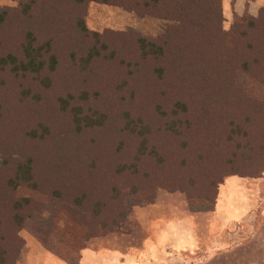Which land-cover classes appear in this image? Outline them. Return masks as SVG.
Masks as SVG:
<instances>
[{
	"label": "rangeland",
	"instance_id": "obj_1",
	"mask_svg": "<svg viewBox=\"0 0 264 264\" xmlns=\"http://www.w3.org/2000/svg\"><path fill=\"white\" fill-rule=\"evenodd\" d=\"M144 1L0 0V56L21 59L29 42L56 59L37 73L0 68V264H23L32 245L64 264L52 249L143 234L137 214L153 204L192 212L205 234L199 212L229 176L253 211L220 246L166 264H264V53L251 41L262 36L234 26L260 6L217 0L219 24L193 37Z\"/></svg>",
	"mask_w": 264,
	"mask_h": 264
},
{
	"label": "crops",
	"instance_id": "obj_2",
	"mask_svg": "<svg viewBox=\"0 0 264 264\" xmlns=\"http://www.w3.org/2000/svg\"><path fill=\"white\" fill-rule=\"evenodd\" d=\"M258 2L264 0H255L257 8L264 4ZM232 188L241 194L238 200H235V195L230 197L229 190ZM249 192L242 178L229 176L223 179L217 186L209 209L199 212V217L204 220L205 234L198 233L199 223L192 212H179V215L167 217L165 209L153 204L149 212L139 211L137 214L142 218L138 226L143 234H105L100 240H89L79 249L77 264H166L169 255L175 259V255L182 252L196 253L197 249L208 251L220 246L224 240L220 232L253 211L250 210L253 204H250ZM112 235L119 236L120 242L109 240ZM48 255L51 254L43 248L32 245L24 253L23 264H42L43 261L56 264L47 258Z\"/></svg>",
	"mask_w": 264,
	"mask_h": 264
},
{
	"label": "trees",
	"instance_id": "obj_3",
	"mask_svg": "<svg viewBox=\"0 0 264 264\" xmlns=\"http://www.w3.org/2000/svg\"><path fill=\"white\" fill-rule=\"evenodd\" d=\"M151 1L158 2V9L156 13L178 20L179 25L183 24L188 26H194V28H192L191 30V35L193 37L197 34H200L202 30L207 31L210 27L217 26L219 24L218 21L221 18V9L219 6V1L217 0H145L144 3L142 2V6L145 7L148 11H155L151 4ZM21 6L23 10H26V8H28L26 3L24 2H21ZM6 10L7 9L4 7L0 9V22L2 21L4 15L6 14L7 12ZM263 14H264V5L260 6V8L258 9L259 17L245 16L243 18L235 19L234 22L235 28L239 30L245 28H252V29H258L257 27L260 28L258 33L262 36V38L259 40L251 39L253 45L254 44L258 45L255 46V49L259 53H264V28H263L264 19H262L264 18ZM239 33H240L239 35L244 34L243 31ZM139 46H140V55L144 60L148 55V51L146 50V43L143 39H139ZM247 46L254 48V46H251L250 44H248ZM42 47L44 49L42 52H40L42 48L40 47L34 48L33 46L30 45L29 42H26L22 46L23 57L21 59H18L15 55L11 53H7L4 56H0V68L7 66L16 73L19 72L37 73L42 68L45 67L44 65H46L47 68L51 70L56 64V59L52 54L47 53L49 51L48 45H44ZM44 58H46V60ZM240 64L241 66L244 67V60L242 58L240 60ZM96 148L99 149L98 147ZM115 161L116 160L114 159L113 162ZM121 165L122 164H119V166ZM29 171L30 168L26 166L21 177L22 178L26 177L27 179H31ZM186 195L187 198H190L189 194ZM51 253L54 254L56 258L60 259L66 264H77L78 262L79 251L68 249L67 253H65V251L61 252L52 249Z\"/></svg>",
	"mask_w": 264,
	"mask_h": 264
}]
</instances>
